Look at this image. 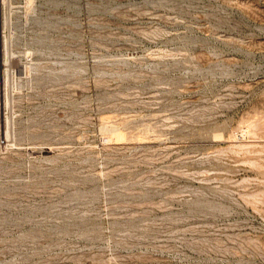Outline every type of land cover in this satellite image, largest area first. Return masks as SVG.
<instances>
[{
	"label": "rangeland",
	"instance_id": "374dc122",
	"mask_svg": "<svg viewBox=\"0 0 264 264\" xmlns=\"http://www.w3.org/2000/svg\"><path fill=\"white\" fill-rule=\"evenodd\" d=\"M0 264H264V0H0Z\"/></svg>",
	"mask_w": 264,
	"mask_h": 264
}]
</instances>
